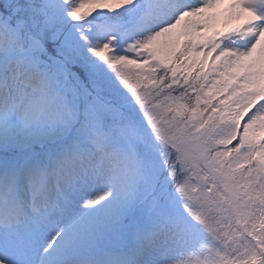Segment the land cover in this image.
Segmentation results:
<instances>
[{
  "label": "rangeland",
  "instance_id": "374dc122",
  "mask_svg": "<svg viewBox=\"0 0 264 264\" xmlns=\"http://www.w3.org/2000/svg\"><path fill=\"white\" fill-rule=\"evenodd\" d=\"M196 1L201 3L202 10L215 12V19L209 13H196L195 0H43L39 25L34 18L27 21L38 26L33 33L35 48L44 46L41 31L56 35L65 27L63 44L72 52L81 53L85 37L93 36L94 29L87 21L97 9L127 8L130 23L104 20L101 23L111 27V39L135 53L144 66L150 59L172 66L182 35L194 37L203 48L212 45L211 50L219 53L217 65L225 80L233 75L235 80H242V86L262 90L258 112L245 119L248 128L245 136L246 145L258 144V157L264 166V0H230L233 4L228 6L227 16L223 7L229 0H217L219 9L207 0ZM152 4L156 23L140 17ZM233 9L237 14L231 13ZM206 20L209 23L202 25ZM219 23V28L212 31ZM17 35L18 29L0 18V96L4 104L0 149L19 146L44 151L39 158L15 154L7 162L0 159V175L13 168L21 170L25 177L42 179L43 184L47 182L53 194L47 197L50 207L44 209V217H30L17 229L11 228L12 235L2 227L0 239L7 235L16 243L24 240L40 243L46 237L51 238L37 253L39 263L46 258L67 264L63 258L71 256L74 262L92 259L90 264H105L108 258L116 260L115 264H170L172 261L175 264H256L254 260L239 263L197 216L178 212L190 203L200 185L213 184L207 169L200 172L201 180L192 176L183 189L169 191L165 201L136 229L131 230L128 225L104 227L90 216L87 210L92 206L98 215L112 222L131 213L137 190L131 175L143 171L134 144L144 142L153 151L156 140L145 139L136 123H117L105 128L102 116L108 105L110 108V102L98 84L89 91L90 98L84 108L79 113L73 111L60 89L66 62L59 60L48 69L40 66L29 50L13 51L1 44ZM249 35H252L251 42L244 45ZM146 56L150 59L144 61ZM90 66L96 72L102 68L114 69L104 54L97 56ZM231 110L229 104L219 109L226 118ZM227 127L225 124L218 133ZM54 142L63 145L57 152L50 149ZM193 152L200 156L197 159L201 162L203 152L198 146ZM154 167L151 165L149 169ZM73 218L80 220L77 238L53 237L61 225ZM3 249L10 252L11 246L5 244ZM138 252L140 257L136 259ZM15 257L19 260L23 255Z\"/></svg>",
  "mask_w": 264,
  "mask_h": 264
},
{
  "label": "trees",
  "instance_id": "16d2710c",
  "mask_svg": "<svg viewBox=\"0 0 264 264\" xmlns=\"http://www.w3.org/2000/svg\"><path fill=\"white\" fill-rule=\"evenodd\" d=\"M42 2L0 0L2 19L19 29V36L9 41L13 49L32 47V34L23 22L34 18L39 25ZM103 20L131 22L127 8L97 9L87 21L94 36L85 37L81 53L71 52L63 44L66 28L62 27L57 35L43 31L45 47L32 49V55L48 68L59 60L66 61L62 91L76 112L84 108L89 91L98 84L110 102L102 116L106 128L115 123H136L147 138L156 140L154 151L145 144H136L144 169L133 176L137 191L132 214L117 224L129 223L134 229L162 203L167 192L182 189L190 176L206 168L214 187L201 185L190 205L179 210L198 216L237 261L264 264V167L257 157V146L246 145L244 123L230 118L233 113L225 118L219 111L230 102L237 110L254 114L259 109L260 90L224 80L211 47L204 50L192 37L182 41L174 68L153 61L144 67L134 54L110 40L111 27L102 26ZM101 54L109 58L114 69L96 72L91 68V61ZM224 124L230 125V136L236 132L230 144L228 134L216 135ZM196 146L203 152L201 162L193 152ZM19 151L23 149L11 148L0 151V155L8 158ZM152 164L155 168L149 171ZM91 215L104 226L113 225L94 211Z\"/></svg>",
  "mask_w": 264,
  "mask_h": 264
},
{
  "label": "bare ground",
  "instance_id": "6f19581e",
  "mask_svg": "<svg viewBox=\"0 0 264 264\" xmlns=\"http://www.w3.org/2000/svg\"><path fill=\"white\" fill-rule=\"evenodd\" d=\"M213 7L217 6L219 1L217 0H207ZM206 1V2H207ZM250 1V0H249ZM229 0V4L223 7V12L225 16L228 14V6L233 4ZM196 4V13L201 12L202 14H211L213 19H215V12L212 14L211 11L202 10L201 3L195 0ZM219 9V5L217 6ZM198 8V11H197ZM155 5H149L144 11H142L140 17L144 20H149L151 23L157 22V16L154 13ZM231 13H236L237 11L233 9ZM206 18L208 15H205ZM224 19V18H223ZM166 22L165 19H163ZM209 22L206 20L204 24L206 25ZM219 24L212 31H215L219 28ZM252 35H249L245 44L250 43ZM240 44V43H239ZM7 105V103H6ZM4 104L1 101L0 96V119L2 118V109ZM1 174V168H0ZM42 179L37 180L35 177H25L22 174V171L7 170L0 175V231L2 227L8 229V234L12 235L10 232L11 228L17 229L25 220L31 218L44 217L45 211L50 207V201L48 196H52L53 190L47 182L41 181ZM80 220L73 218L65 222L59 227L53 237L56 235H61L60 237H74L77 238L80 235L79 225ZM51 238L46 237L40 243L32 240H24L20 243L14 242L12 236H4L0 239V264H60L61 261H49L45 258L40 263V259L37 255L38 252H41L43 246L47 245L48 241ZM7 244L11 246L10 252H5L3 246ZM172 250V249H171ZM170 250V251H171ZM32 252V253H31ZM23 255L22 259H16L15 255ZM85 255V254H84ZM135 258L140 257V253H135ZM173 255V254H171ZM87 257V256H86ZM63 260L68 262L67 264H90L91 260H86L84 262H74V258L64 257ZM116 260L112 258L106 259L105 264H115ZM104 264V263H100ZM118 264V263H117ZM170 264H175L174 261Z\"/></svg>",
  "mask_w": 264,
  "mask_h": 264
}]
</instances>
